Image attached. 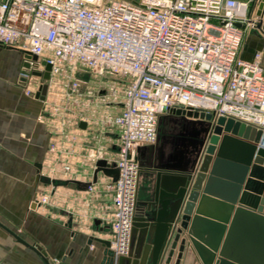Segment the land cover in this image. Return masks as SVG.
Returning a JSON list of instances; mask_svg holds the SVG:
<instances>
[{
    "label": "built area",
    "instance_id": "obj_1",
    "mask_svg": "<svg viewBox=\"0 0 264 264\" xmlns=\"http://www.w3.org/2000/svg\"><path fill=\"white\" fill-rule=\"evenodd\" d=\"M256 1L0 0V48L36 56L41 73V62L50 66L48 94L56 86L59 103L48 102L47 114L59 120L61 132L70 119H82L90 103L119 107L116 115L102 117L104 127L117 130L115 160H107L102 147L87 150L84 157L94 166L103 160L118 170L115 181L104 183L113 208L114 257L129 252L138 149L157 143L161 116L181 109L232 119L261 131L256 146L264 149L262 53L250 61L239 58L244 34L262 24V9L252 6ZM258 1L263 7L264 0ZM80 74L109 76L120 87H109L101 97L81 94L87 82ZM25 94L34 96L30 89ZM75 105H82L77 114ZM71 148L57 150L52 144L49 151L58 156L56 174L76 179L78 169L62 158L73 154ZM87 190L94 191L91 182ZM49 200L43 196L38 204Z\"/></svg>",
    "mask_w": 264,
    "mask_h": 264
},
{
    "label": "crops",
    "instance_id": "obj_2",
    "mask_svg": "<svg viewBox=\"0 0 264 264\" xmlns=\"http://www.w3.org/2000/svg\"><path fill=\"white\" fill-rule=\"evenodd\" d=\"M252 6L262 9L261 26H264V6L261 8L258 0ZM256 53H262L264 68L262 27L244 34L239 58L250 61ZM29 61L31 57L20 49L0 48V264H46L34 247L40 248L54 264L62 260L67 264H99L102 244L92 241L88 245L87 242L92 238L110 242L113 208L111 194L105 190L104 183L111 177L101 172L95 175L96 164L85 161L84 157L87 150L102 147L106 159L115 160L116 134L102 123L103 115L109 111L97 105L101 110L94 112L89 105L82 119H70L61 132L59 120L47 114L51 93L47 89L43 101L35 97L39 81L43 80L32 74L41 73L38 60L33 67L26 68ZM27 89L34 96H27ZM172 117L164 120L160 129L162 124V129L181 128L179 116ZM181 133L185 131L181 129ZM158 138L169 153L174 146L167 144L163 137ZM52 144L57 150L72 147L73 154L62 158L76 166V179L56 174L58 156L49 151ZM147 157L146 150L138 153L139 162H145ZM90 182L94 185L93 192L87 190ZM151 189L150 170L141 167L137 202L143 204ZM43 196L50 197L49 203L39 205ZM202 197L198 202L199 213L185 232L194 245L185 247L181 253L174 250L167 264H264V222L237 213V206ZM243 204L249 207L253 201L244 199ZM166 257L167 254L161 264H165Z\"/></svg>",
    "mask_w": 264,
    "mask_h": 264
},
{
    "label": "water",
    "instance_id": "obj_3",
    "mask_svg": "<svg viewBox=\"0 0 264 264\" xmlns=\"http://www.w3.org/2000/svg\"><path fill=\"white\" fill-rule=\"evenodd\" d=\"M259 27L264 31V26ZM31 60L37 62V57L31 56ZM40 64L44 71L32 74L48 82L50 66L45 62ZM26 68H30L29 63ZM46 91L47 85H41L35 97L43 101ZM170 114L179 116L185 133H179L176 141H167V144L180 142L182 147H173L166 153L158 138L155 145L138 149V153L148 152L145 162L139 163L140 168H149L152 189L143 204L137 202L126 256L114 257L109 241L92 238L87 242L88 245L92 241L102 244L99 264H161L166 254L167 264L174 250L181 253L185 247L194 245L185 232L192 227L195 215L199 213L198 202L203 195L231 207L237 206V213L264 222V149L256 146L261 131L232 119L221 117L214 120L212 114L199 111L177 109L171 110ZM201 134V147L192 158L193 143ZM98 172L111 177L112 181L118 176V170L103 160L96 163L95 175ZM244 199L253 201V205L246 206ZM32 249L44 258L46 264H54L47 260L40 248ZM60 264L67 263L62 260Z\"/></svg>",
    "mask_w": 264,
    "mask_h": 264
},
{
    "label": "rangeland",
    "instance_id": "obj_4",
    "mask_svg": "<svg viewBox=\"0 0 264 264\" xmlns=\"http://www.w3.org/2000/svg\"><path fill=\"white\" fill-rule=\"evenodd\" d=\"M79 78L83 79V80H86L87 84L85 85H82L81 87V94H85L86 92L88 91H91L92 94L95 96V97H101L102 95H108L109 93L107 92L108 91V88L109 87H116V88H119L120 86L118 84H120V82H117L115 79H113L112 77H94V76H88V75H85V74H80L79 75ZM39 83L41 85L43 84H46L47 87L49 86V83L48 82H45V81H39ZM54 87V85H53ZM51 87V91H50V95H49V103H52L55 99V95L57 94V88L56 86L53 88ZM105 95V96H106ZM109 99H107L106 102H108ZM81 101H84V99H81ZM55 102V101H54ZM57 103H59V100H56ZM96 102V101H95ZM90 103V107L92 109V111L97 112L100 111L102 107V110L104 109L105 111H109V113H111L112 115H116L118 112H119V107L116 106V105H112L110 107H106L104 105V103ZM83 103V102H82ZM94 104V105H93ZM97 104L99 105L97 107ZM74 110L76 112V114L78 112H80V110H82V105L78 106V105H75L74 107ZM97 108V109H96ZM84 111V110H83ZM102 114V113H101ZM171 116L166 114L164 115V117L160 120V123L158 124V128L160 129V124L162 122H164V120H166L167 118L169 119ZM174 118V117H172ZM174 122H179L177 120H173ZM164 127V124L161 125V129L158 131V137H163L164 140L166 141H176L177 140V137H179V133H181V128H177L175 126L173 127H169L167 129H162ZM113 134H116L117 133V130L116 129H111ZM261 136V135H260ZM260 139V138H259ZM259 141V140H258ZM257 141V143H258ZM203 152V151H202Z\"/></svg>",
    "mask_w": 264,
    "mask_h": 264
},
{
    "label": "flooded vegetation",
    "instance_id": "obj_5",
    "mask_svg": "<svg viewBox=\"0 0 264 264\" xmlns=\"http://www.w3.org/2000/svg\"><path fill=\"white\" fill-rule=\"evenodd\" d=\"M171 116H173L174 118H177V117H178V116H176V115H174V114H171ZM188 132H190V130H189ZM202 139H203V135L201 134V135L198 137L197 141H195V142L193 143L194 148L191 149L192 152H193L192 158H194V156H195L197 150L200 149ZM176 143H177V144H175L176 146L173 144L174 147H176V148H181V147H182L181 144H180V142H176Z\"/></svg>",
    "mask_w": 264,
    "mask_h": 264
},
{
    "label": "bare ground",
    "instance_id": "obj_6",
    "mask_svg": "<svg viewBox=\"0 0 264 264\" xmlns=\"http://www.w3.org/2000/svg\"><path fill=\"white\" fill-rule=\"evenodd\" d=\"M30 67H31V66H30ZM201 203H202V202H201ZM207 203H208V202H207ZM205 204H206V203H205ZM203 205H204V204H203ZM203 205H202V209H203V207H204ZM200 206H201V204H200ZM207 206H208V204H207ZM200 208H201V207H200ZM223 208H224V207H223ZM205 209H206V208H205ZM221 209H222V207H221ZM219 210H220V209H219ZM225 211H226V210H225ZM217 213H218V212H217ZM210 214H211V213H210ZM208 215H209V214H208ZM220 215H221V214H220ZM225 215H227V214H225ZM221 217H222V216H221ZM223 217H224V216H223ZM216 219H217V218H216ZM202 220H203V218H202ZM202 220H200L199 224L201 223ZM205 220H206V219H205ZM210 221H211V220H210ZM217 221H218V220H217ZM207 222H208V221H207ZM201 224H202V223H201ZM203 224H204V223H203ZM205 225H206V224H205ZM208 225H209V223H208ZM202 226H203V225H202ZM206 226H207V225H206ZM213 226H214V225H213ZM213 226H212V227H213ZM199 227H200V226H199ZM207 227H208V226H207ZM201 228H203V227H201ZM216 228H217V226H216ZM213 229H214V228H213ZM219 229H220V227H219ZM219 229H218V230H219ZM201 230H202V229H201ZM204 230H205V229H203V231H204ZM208 230H209V229H208ZM199 232H201V231H199ZM204 232H205V231H204ZM209 233H210V232H209ZM200 234H201V233H200ZM218 234H219V233H218ZM209 235H211V234H209ZM212 235H213V234H212ZM212 235H211V236H212ZM216 235H217V234H216ZM219 235H220V234H219ZM211 236H210V238H211ZM213 236H214V235H213ZM207 238H208V237H207ZM217 238H218V237H217ZM211 239H212V238H211ZM211 242H212V240H211ZM211 242H210V243H211ZM214 242H215V241H214ZM212 244H213V243H212ZM212 244H211V245H212ZM214 245H215V244H214Z\"/></svg>",
    "mask_w": 264,
    "mask_h": 264
}]
</instances>
